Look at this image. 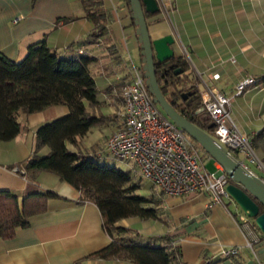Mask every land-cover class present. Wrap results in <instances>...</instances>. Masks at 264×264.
Wrapping results in <instances>:
<instances>
[{"label":"crops","instance_id":"obj_1","mask_svg":"<svg viewBox=\"0 0 264 264\" xmlns=\"http://www.w3.org/2000/svg\"><path fill=\"white\" fill-rule=\"evenodd\" d=\"M103 10L108 15L106 30L96 42L88 43L94 24L86 17L80 0H0V52L19 61L30 45L45 40L59 56L95 57L89 70L98 91L96 102L85 104L96 115H112L120 107L119 98L123 100L119 86L131 79L130 62L141 63L140 48L125 0H103ZM146 21L152 39L173 35L175 56L180 57L183 49L188 51L186 74L196 79L193 86L197 91L206 85L231 98L228 110L234 124L252 137L257 157L262 159L257 170L245 163L264 180V132L259 134L264 127V85L250 86L241 95H234L240 79L264 74V0H173L169 18L157 13ZM68 112L67 105L55 104L22 113L18 119L20 133L0 142V190L18 197L44 190L57 195L47 200L45 211L28 218L26 227L17 228L12 238H0V264H136L125 258L90 256L106 247L111 238L103 230L97 206L80 201L78 189L51 172H40L30 183L14 170L16 166L24 170L32 156L36 128ZM113 119L106 133L118 126ZM85 137H78L76 145L67 143V147L78 152ZM48 151L45 146L38 154ZM213 166L217 169L215 160ZM159 192L162 220L133 216L120 219L117 225L143 237H176L184 264L264 262V236L252 248L246 246L233 202L209 206L205 193L172 196ZM224 246L239 247L238 256L220 257L219 249Z\"/></svg>","mask_w":264,"mask_h":264},{"label":"trees","instance_id":"obj_2","mask_svg":"<svg viewBox=\"0 0 264 264\" xmlns=\"http://www.w3.org/2000/svg\"><path fill=\"white\" fill-rule=\"evenodd\" d=\"M80 2L86 17L94 24L86 42L94 43L106 30L108 21L103 0ZM125 2L129 8L128 0ZM144 14L146 18L154 15ZM94 61L95 57L86 54L59 56L45 40L30 45L19 61L10 60L0 52V142L11 140L20 133V114L40 111L55 104L67 105L69 112L66 115L36 128L33 154L24 165L22 175L32 183L40 172L54 173L61 181L79 190L80 201H90L97 206L103 230L111 242L90 256L125 258L136 264H184L176 237H143L130 228L117 225L120 219L133 216L162 220L161 201L137 193L139 187L133 182L130 172L100 163L101 154L100 157L85 156L67 147V143L76 145L78 137H83L91 127L110 118L96 115L85 104L87 102L90 106L96 102L98 91L89 70V64ZM164 62L170 63L168 70L163 67ZM164 62H155L154 65L163 95L189 121L207 129L210 124L208 117L200 122L193 115L201 103L198 91L188 94L193 85L183 88L189 82L187 62L177 56ZM259 84L264 85V74L256 77L252 86ZM263 132L264 127L259 134ZM45 146L49 148L48 153L39 155V150ZM54 197L57 195L50 190L31 192L23 197L9 190H0V238H12L17 228L28 225L31 215L45 211L47 200Z\"/></svg>","mask_w":264,"mask_h":264},{"label":"built area","instance_id":"obj_3","mask_svg":"<svg viewBox=\"0 0 264 264\" xmlns=\"http://www.w3.org/2000/svg\"><path fill=\"white\" fill-rule=\"evenodd\" d=\"M156 1L159 14L169 18L173 0ZM17 20L16 18L13 22ZM181 57L184 60L189 58L186 49H183ZM130 65L131 79L121 89L123 106L119 124L106 141L108 154L116 160L133 165L142 178L167 195L205 193L209 206L224 205L225 200L237 206L226 191V186L232 183V177L219 164L214 173L206 170L202 157L208 154L153 102L144 83L141 65L137 66L132 61ZM217 77L218 74H215L214 78ZM255 83L254 76L240 79L235 85L234 95H241ZM198 94L201 103L193 111V115L200 122L202 117H208L214 126L205 130L225 147L230 156L254 174L245 163L249 161L258 164L252 137L241 132L231 119L228 110L231 98L206 85ZM14 170L24 173L17 166ZM235 219L244 234L246 246L252 248L263 237L262 232L254 219L248 217L238 206ZM239 252L240 248L237 246H224L219 249L220 257L224 258L237 256Z\"/></svg>","mask_w":264,"mask_h":264},{"label":"water","instance_id":"obj_4","mask_svg":"<svg viewBox=\"0 0 264 264\" xmlns=\"http://www.w3.org/2000/svg\"><path fill=\"white\" fill-rule=\"evenodd\" d=\"M128 2L140 48L144 83L153 102L232 177V183L226 186V191L237 206L248 217L254 219L256 226L264 235V180L250 173L205 129L189 121L169 103L157 83L154 65L155 62H164L175 56L173 49L175 38L172 34L151 38L144 12L159 13L156 0H128ZM213 126L214 124L210 123L207 128Z\"/></svg>","mask_w":264,"mask_h":264},{"label":"rangeland","instance_id":"obj_5","mask_svg":"<svg viewBox=\"0 0 264 264\" xmlns=\"http://www.w3.org/2000/svg\"><path fill=\"white\" fill-rule=\"evenodd\" d=\"M182 59H184V58L182 57ZM133 63L137 66L140 65L139 61L138 62L133 61ZM128 69L131 70L130 64H129ZM187 74H188L189 82L185 86H183L184 89L190 88L193 84H195L197 82L196 79L194 78V76H191L190 73H187ZM200 78L202 80V77H200ZM120 87L121 86H119V90L122 89V87L121 88ZM179 88L181 89V87H179ZM193 90L197 91L195 86H193ZM262 94H264V91H262ZM197 95H199V94H197ZM165 97L168 100V97L167 96H165ZM119 100H120L119 101L120 107L116 110V112L112 115H109L110 118L107 121H105L104 123H102L100 125L91 127V130L89 132H87L86 137L84 138V140H81L80 146H78L79 152L85 156H89V155L95 156L96 155V157H100L99 155L101 154V156H103V158L98 160L100 163H105L108 165H115L118 168H121L123 170H127L130 172L133 182L136 183L139 187L137 190V193L144 195V196L150 198L151 200L158 199L161 196V193L159 192V190H157L156 187L154 185H152L148 180L142 178L140 176V173L138 172V170L133 165H131L130 163H126V162L114 159L106 151V147H105L106 141H107V139L111 133V132L110 133H106V132L109 131V126H111V122H113V120H114L113 118H116L117 119L116 121H118V124H119L120 112H121L122 106H123V100L121 101V98H119ZM88 110L91 111L90 108ZM202 119H203V117H202ZM231 119H232V117H231ZM101 127H102V129H101ZM95 140H97V142H94ZM253 146L255 148L254 144H253ZM255 152H256V150H255ZM256 155H257V153H256ZM239 158H241V156H239ZM213 161H214V159L211 156L202 157L203 166L210 173L216 172V169L213 166ZM261 161H262V159L261 160L258 159V164H251L249 161H245V162L249 166H251L252 169L257 170V165H260ZM261 166H262V164H261ZM253 262H254L253 264H264L263 261H260L257 259H254Z\"/></svg>","mask_w":264,"mask_h":264},{"label":"flooded vegetation","instance_id":"obj_6","mask_svg":"<svg viewBox=\"0 0 264 264\" xmlns=\"http://www.w3.org/2000/svg\"><path fill=\"white\" fill-rule=\"evenodd\" d=\"M158 63H159V62H158ZM167 65L169 66L170 63H169V64H168V62H164V63H163V67L166 68V69L168 70ZM193 92H194V90H189V91H188V94H191V93H193Z\"/></svg>","mask_w":264,"mask_h":264}]
</instances>
